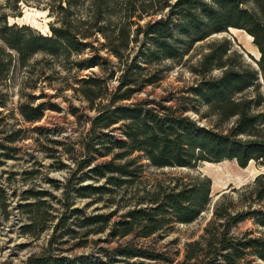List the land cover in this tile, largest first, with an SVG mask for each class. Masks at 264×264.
Wrapping results in <instances>:
<instances>
[{
  "label": "rangeland",
  "instance_id": "rangeland-1",
  "mask_svg": "<svg viewBox=\"0 0 264 264\" xmlns=\"http://www.w3.org/2000/svg\"><path fill=\"white\" fill-rule=\"evenodd\" d=\"M66 1L0 0V27L15 24L51 35L50 25H59L57 20L64 16L59 6H65ZM174 1L111 0L106 24L112 34L123 28L130 39L121 58L104 48L106 41L99 31L89 39L93 48L80 53L38 51L25 60L0 39V264H25L30 256L46 252L71 259L84 255L98 258L102 264H227L219 257L213 258L211 247L201 237L215 211L234 214L264 210V200H255L253 194L255 177L264 173V165L255 160L246 167H240L235 159L198 161L191 167H156L140 151L121 157L125 149L110 142L126 139L121 122L103 130L110 138L100 143L91 139L90 119L109 102L121 73L134 61L139 47L148 45L142 34H137L139 26L165 16L166 4ZM245 5L251 7L250 0ZM70 9L74 11L73 24L78 28L87 27L86 22L89 25L91 0H78ZM225 38L230 40L231 50L240 54L231 55V59L258 68L260 52L252 36L244 29L229 27L197 41L180 58L146 64L138 58L135 62L142 69L133 72L138 83L131 87L145 85L129 99L115 104L153 99L164 106L185 107V114L200 126L226 133L235 118L219 120L188 90L202 78L222 74L223 68L201 73L200 63L211 44ZM92 55L103 58L101 65L80 68L79 63ZM153 75L160 79L146 83ZM88 77L103 80L99 91L103 98L93 102L87 99L86 93L98 92L82 81ZM259 81V88L244 92L248 97H256L258 92L264 96L261 74ZM39 104L46 107L42 117L26 121L20 107ZM107 161L127 164L132 173L114 171L99 177L91 171L96 164ZM204 176L211 180L209 201L195 220L166 223L150 236L143 235L141 226L121 235L129 226L121 223L130 222L129 211H148L154 206L153 200L164 192ZM98 215L106 221L85 223V218ZM255 218L250 216L232 225L229 235L264 237V227ZM100 227L103 229L98 231ZM195 249L200 250L197 257L188 259ZM248 258L252 264H264L258 257ZM243 263L238 260L236 264Z\"/></svg>",
  "mask_w": 264,
  "mask_h": 264
},
{
  "label": "trees",
  "instance_id": "trees-1",
  "mask_svg": "<svg viewBox=\"0 0 264 264\" xmlns=\"http://www.w3.org/2000/svg\"><path fill=\"white\" fill-rule=\"evenodd\" d=\"M77 1L67 0L65 6H59L64 16L57 20L59 25H50L51 35L35 33L26 26L4 24L0 27V39L7 48L15 50L20 58L25 60L38 51L50 54H55L59 50L80 53L84 49L93 48L89 39L95 31H99L106 41L104 48L116 57L124 56L130 43L128 32L121 28L117 34H112V30L106 24L107 17L112 11L111 0H91L92 14L88 21L89 25L86 22L87 27L79 28L73 24L71 16L74 11L70 9ZM245 1L247 0H175L172 4H166L168 9L165 16L139 26L137 34L141 33L148 45L139 47L133 56L134 61H130L121 73L109 102L98 108L90 119L91 139L96 138L100 143L103 139L110 138V134L104 133L103 130L121 122L126 139L110 141L113 145L125 149L121 157L140 151L156 167H191L198 161L223 159H235L240 167H246L251 160L264 165V96L258 92L256 97H248L244 93L251 87L259 88V74L264 77V0H250L251 7L246 6ZM229 27L244 29L252 36V42L260 52L258 68L244 64L242 60L236 63L231 59L230 56L237 53L231 50V42L225 38L221 42H213L210 51L204 55L200 63L201 73L211 71L213 68H223L222 74L219 77L202 78L195 86L188 88L190 93L206 104L219 120L235 118L226 133L200 126L185 114V107L172 108L153 99L115 104L119 100L129 99L145 85L143 83L138 84V87H131L138 83L133 72L142 69L135 62L138 58L139 62L145 64L161 59L180 58L197 41L213 33L227 31ZM2 52L0 47V54ZM102 59L99 55H92L81 61L79 67L100 66ZM159 79L153 75L145 81L153 83ZM82 81L98 90L91 95L85 94L90 102L104 97L99 92L102 79L88 77ZM124 86H126L124 91L119 93ZM257 107L261 108L255 112L254 109ZM45 109L42 104L34 108L27 105L20 107L21 113L29 122L39 120ZM127 166L107 161L96 164L91 171L99 177L114 171L132 173ZM210 186L209 177H197L180 188L171 189L164 192L161 197L155 198L154 206H150L148 211L144 209L129 211L127 216L131 220L121 222L129 225L121 231V235H127L135 226H141L144 229L143 235L150 236L166 223L192 222L208 203ZM253 194L255 200H264V173L255 177ZM250 216L256 217V223L264 227V210L261 209H248L234 214L215 211L213 219L208 222L201 236L211 247L209 253L214 259L219 257L227 264H236L238 260L244 261L243 264H252L248 257L255 256L264 261V237L250 236L246 233L241 238L229 235L232 225ZM98 221L105 222L106 219L102 215L85 218L86 224ZM221 227L222 230H219ZM102 229L103 227H100L98 231ZM193 244L198 245V241H193ZM199 251L195 249L187 258H196ZM149 256L152 259L157 258ZM25 264H102V262L98 258L93 260L84 255L71 259L46 252L40 256H30Z\"/></svg>",
  "mask_w": 264,
  "mask_h": 264
},
{
  "label": "crops",
  "instance_id": "crops-1",
  "mask_svg": "<svg viewBox=\"0 0 264 264\" xmlns=\"http://www.w3.org/2000/svg\"><path fill=\"white\" fill-rule=\"evenodd\" d=\"M256 49V48H255Z\"/></svg>",
  "mask_w": 264,
  "mask_h": 264
}]
</instances>
